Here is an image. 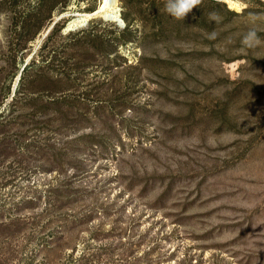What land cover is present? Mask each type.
<instances>
[{
	"label": "rangeland",
	"instance_id": "374dc122",
	"mask_svg": "<svg viewBox=\"0 0 264 264\" xmlns=\"http://www.w3.org/2000/svg\"><path fill=\"white\" fill-rule=\"evenodd\" d=\"M100 2L0 0V264H264V0Z\"/></svg>",
	"mask_w": 264,
	"mask_h": 264
},
{
	"label": "clouds",
	"instance_id": "9594fccd",
	"mask_svg": "<svg viewBox=\"0 0 264 264\" xmlns=\"http://www.w3.org/2000/svg\"><path fill=\"white\" fill-rule=\"evenodd\" d=\"M200 2L201 0H165L163 10L169 17L182 21ZM209 15L215 18V13H210ZM248 15L249 23L252 26L242 35L241 43L245 48L251 49L264 43L257 27V22L264 19V13L251 12ZM207 38L209 40H214L216 38V33L214 31L208 33Z\"/></svg>",
	"mask_w": 264,
	"mask_h": 264
},
{
	"label": "bare ground",
	"instance_id": "6f19581e",
	"mask_svg": "<svg viewBox=\"0 0 264 264\" xmlns=\"http://www.w3.org/2000/svg\"><path fill=\"white\" fill-rule=\"evenodd\" d=\"M106 1L107 0H101V2H100V8H101L102 3L103 2L105 3ZM100 13L102 14V17L105 20L112 21V22H115V23L118 22L119 24L122 23V21H120L119 18H118L117 11L114 8V3L111 5V7L108 6V5L107 6L105 5L104 8H103V11H101Z\"/></svg>",
	"mask_w": 264,
	"mask_h": 264
},
{
	"label": "water",
	"instance_id": "95a60500",
	"mask_svg": "<svg viewBox=\"0 0 264 264\" xmlns=\"http://www.w3.org/2000/svg\"><path fill=\"white\" fill-rule=\"evenodd\" d=\"M113 3H115V1L114 0H107L105 3L103 2L102 3V5H101V8H98L97 7V9L96 10H94L90 15H91V17H95V16H97V15H101V11H103V8H104V6L106 5H108V6H110L111 7V5L113 4ZM105 10V9H104ZM91 17H89L88 19H91ZM119 20L120 21H122L120 18H119ZM87 23V21H85V23L83 24V25H85ZM123 23V22H122ZM117 24H119L118 22H117ZM122 25V24H121Z\"/></svg>",
	"mask_w": 264,
	"mask_h": 264
}]
</instances>
